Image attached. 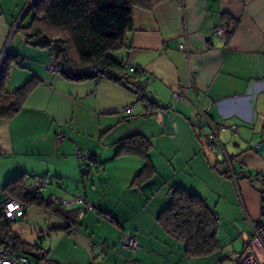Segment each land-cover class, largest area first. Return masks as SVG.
Instances as JSON below:
<instances>
[{"label": "crops", "instance_id": "1", "mask_svg": "<svg viewBox=\"0 0 264 264\" xmlns=\"http://www.w3.org/2000/svg\"><path fill=\"white\" fill-rule=\"evenodd\" d=\"M28 2L0 0V62L6 52L21 57L11 69L7 90L33 75L42 80L18 112L0 118V203L10 197L5 191L9 180L24 175L25 188L39 183L42 198L82 196L94 206L85 211L62 207L76 213L74 232L65 229L61 214L43 207L27 205L17 211L10 224L13 234L27 245L41 246L33 262L130 264L120 249L124 234L137 240L136 264H237L236 254L247 246L261 257L250 221L264 225V176L258 174L264 169V0H179L163 1L151 10L135 7L130 48L121 58L141 74L127 71V84L100 76L72 81L49 72L50 52L14 32L32 20L30 9L25 11ZM222 23L234 24L229 39L212 31ZM137 81L156 102L150 115L141 113L151 105L135 91ZM179 88L184 96L176 99L172 94ZM133 94L143 105L130 108L134 115H123ZM196 106L205 110L222 146L207 145L210 129L204 120L197 127ZM222 122L236 124L237 133L218 129ZM59 132L66 138L57 142ZM137 132L150 140L155 167L140 187L131 183L144 160L136 153H117L119 140ZM160 138L166 146L154 154ZM77 149L93 156L89 169L106 174L109 164L114 165L122 183L124 169L128 186H87ZM227 157L249 177L235 182ZM162 163L167 175L161 174L163 183L156 184ZM172 184L198 193L217 216L218 246L210 254L187 255L183 244L158 223ZM89 238L106 248L97 246L92 254Z\"/></svg>", "mask_w": 264, "mask_h": 264}, {"label": "trees", "instance_id": "2", "mask_svg": "<svg viewBox=\"0 0 264 264\" xmlns=\"http://www.w3.org/2000/svg\"><path fill=\"white\" fill-rule=\"evenodd\" d=\"M163 1L179 0H34L29 10L33 15L31 22L25 27L18 25L14 32L23 34L27 43L47 49L51 56L50 64L65 79L84 81L100 76L127 84V63L117 58L116 53L130 48L129 37L134 29L133 9L151 10ZM224 24L226 31L223 36L229 39L234 32V24ZM20 59V55L6 52L0 62V118L11 117L18 112L31 91L42 81L33 75L19 87L7 90L5 84L11 69L20 65ZM132 73L141 74L138 68ZM133 85L139 97L151 105L147 107L153 112L152 106L156 102L146 97L140 81ZM151 147L150 140L138 132L122 138L117 144V153H136L144 160L133 177L132 186H142L155 173L149 158ZM93 161L91 156V163ZM23 182L24 175L10 179L5 185L7 195L26 205L49 208L61 214L66 221L65 229L77 221L75 212L68 214L56 204L48 203L40 191L32 193ZM157 221L169 236L183 244L184 252L189 256L208 255L218 246L217 216L202 196L187 188L171 186L170 202L158 213ZM10 224L11 220L0 210V252H21L38 258L36 253L41 248L40 244H25L13 234Z\"/></svg>", "mask_w": 264, "mask_h": 264}, {"label": "built area", "instance_id": "3", "mask_svg": "<svg viewBox=\"0 0 264 264\" xmlns=\"http://www.w3.org/2000/svg\"><path fill=\"white\" fill-rule=\"evenodd\" d=\"M34 0H29L27 3V6L25 8V11L31 8L32 3ZM213 33L216 34L219 38H222L225 31H226V26L224 23L216 25L212 29ZM183 45H181L182 47ZM130 72H134L136 67L132 65L126 64ZM47 70L49 72H55V67L52 64L47 65ZM173 97L174 98H183L184 96V89L179 88L173 92ZM196 114H195V120H196V125L197 127H200L202 124V121L206 122V124L209 127V131L205 133V138H206V143L209 147H219L222 146L217 133H216V128H214L207 116L206 112L204 109H202L200 106H196ZM152 112V109L150 107H145L142 111V114L144 115H150ZM218 129H230L231 131L237 133V126L236 124H229L227 122H222L217 126ZM56 141L60 142L66 138L65 133L59 132L55 136ZM75 156L81 166H85L86 168L89 166L91 163V155L89 152L81 149H77L75 151ZM228 163H229V171H230V176L233 178V180L236 182L238 178L240 177H249V172L246 170H243L241 167H233L232 165V159L227 157ZM260 176H264V169H262L259 173ZM32 193H38L41 189V185L39 183H34L33 185L29 186L28 188ZM261 197V208L262 211H264V190L261 191L260 193ZM46 201L48 203L56 204L59 207H74V206H79L82 211L92 209L93 205L88 202L84 197L82 196H77L73 199H63V198H58L55 196H49L46 198ZM27 205L24 204L22 201L12 198V197H7L5 198L1 203H0V210L1 213L4 215L9 220H13L15 217V214L17 211L22 210L26 207ZM45 211L47 213H51L52 211L49 208H45ZM80 216H78V219ZM67 224V223H66ZM251 228H252V236L256 240V242L259 244L261 250H262V256L257 257L253 251V249L249 246L245 247L241 252L236 254V262L237 264H264V225L260 224L259 222L256 221H250ZM78 229V224L77 221L74 223L68 224L67 231L69 232H74ZM89 244L90 248L92 250V254H94L95 249L97 246H100L101 248H106L105 244H99L89 238ZM138 243L135 237L130 236L128 234H124L121 238L120 242V249L124 250L127 252L126 259L129 261L130 264H136L135 259L133 258V254L135 253L137 249ZM0 264H35L33 262V259L31 256L25 254V253H16L12 254L10 252H0Z\"/></svg>", "mask_w": 264, "mask_h": 264}, {"label": "rangeland", "instance_id": "4", "mask_svg": "<svg viewBox=\"0 0 264 264\" xmlns=\"http://www.w3.org/2000/svg\"><path fill=\"white\" fill-rule=\"evenodd\" d=\"M121 54L122 53H116V57L117 58H121ZM133 96H134V101H133V103L132 104H129V105H127L126 107H123V115H124V113H129V115L128 116H132V115H134L135 113L133 112V110L130 112V108H134V106H138V107H141L143 104L139 101V100H137V95H134L133 94ZM90 98V97H89ZM100 98V97H99ZM92 100V99H91ZM97 100H98V98H97ZM97 100H96V102H97ZM137 107V108H138ZM124 109H126V110H124ZM128 109V110H127ZM133 112V113H132ZM141 113H142V110H141ZM137 115V114H136ZM139 117H142V118H144L142 115H139ZM147 118V117H146ZM162 141H164L163 140V138H160L157 142H155V146H153V149H152V152L155 154V152H157V149L159 148V149H162V147L161 146H166V143L165 142H163L162 143ZM162 143V144H161ZM205 146H206V144H204ZM203 145V146H204ZM206 148H207V146H206ZM156 150V151H155ZM157 154V153H156ZM123 158H126V157H123ZM124 160V159H123ZM160 160V159H159ZM126 163V161H123V167H124V165H126L125 164ZM159 171H160V176H157V175H155V176H157V177H154L155 179V183L157 184H159V182L160 183H163V181H161V179L160 178H162L161 177V174L162 175H167V170H168V168L166 169V167H164L163 166V163H162V166H160L159 167ZM80 170H81V172H82V177H83V179L85 180V183H87V186L89 185V186H92V184H94V186H100L101 184H102V186H126L127 185V182H125V176H124V173H126V171L123 169V183L121 182V181H119L118 179H116V177H115V174H116V170H115V167H114V165H112V164H109V167H108V170L106 171V174H102L101 172H99V171H97V170H95L92 166H91V168L89 169V170H86V167L85 166H81V168H80ZM169 172V171H168ZM184 176V175H183ZM81 177V178H82ZM110 179H112V180H110ZM124 182H125V184H124ZM72 183V185L73 184H75L76 182L75 181H72L71 182ZM154 183V184H155ZM173 183V182H172ZM152 184V183H151ZM173 185V184H172ZM186 185H188V184H186ZM44 186H45V188L47 189V190H49L48 189V187H46V186H50V185H48L47 183H46V181H44ZM82 186V185H81ZM128 186V185H127ZM167 186H168V184H167ZM189 186V185H188ZM171 195V194H170Z\"/></svg>", "mask_w": 264, "mask_h": 264}]
</instances>
